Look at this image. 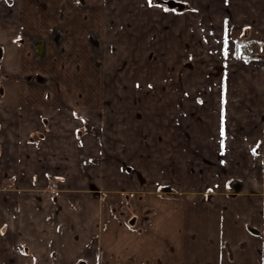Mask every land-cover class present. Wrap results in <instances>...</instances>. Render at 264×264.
Returning a JSON list of instances; mask_svg holds the SVG:
<instances>
[{
  "label": "crops",
  "instance_id": "obj_1",
  "mask_svg": "<svg viewBox=\"0 0 264 264\" xmlns=\"http://www.w3.org/2000/svg\"><path fill=\"white\" fill-rule=\"evenodd\" d=\"M13 1L0 0V16H8L0 17V264H264L258 195H245L243 205L216 197L210 202L224 209L214 210L195 193L197 182L184 179V199L180 208L168 200L167 221L153 212L151 222L142 223L143 207L133 210L144 205L146 184L174 178L178 154L197 155L189 171L204 177L214 146L219 155H234L228 158L234 164L244 154L264 190V0H175L184 4L179 16L157 8L167 37L153 33L152 61L142 36L136 41L137 67L130 73L139 81L121 86L120 149L104 144L108 137L94 118L105 107V92L117 91L106 84L101 62L91 65L97 55L89 28L107 27L106 0L94 3L95 11H82L74 0ZM134 8L138 21L149 18L143 2ZM54 33L60 48L47 42L40 58L28 36ZM239 42L255 45L259 58L238 60ZM146 119L147 131L139 124ZM215 121L223 126L220 141L206 144L203 129L192 125ZM83 127L88 131L81 134ZM160 128L166 131L149 142ZM102 187L125 207L98 209L94 191ZM152 195L151 205L159 202ZM245 212L256 215L240 226ZM103 213L111 219L98 226ZM225 240L236 248L234 258L223 254Z\"/></svg>",
  "mask_w": 264,
  "mask_h": 264
},
{
  "label": "rangeland",
  "instance_id": "obj_2",
  "mask_svg": "<svg viewBox=\"0 0 264 264\" xmlns=\"http://www.w3.org/2000/svg\"><path fill=\"white\" fill-rule=\"evenodd\" d=\"M30 1L32 2L31 4L33 6H35L36 4H40V0H30ZM74 1L79 5V8L82 11H95L94 6H93L94 3L99 4V0H96V1L89 0L90 3L88 0H74ZM12 2L15 3V1L13 0ZM137 2H143L145 4L146 10L149 12L148 14H150L149 18L146 19L144 22L143 20H141L142 18L139 19L138 21L137 13L139 14V12H135V8H134V5ZM169 3H174L178 7L171 8L169 6ZM16 4H15V7H16ZM105 4L107 5V9H106L107 10L106 15H107V20H108L107 27L104 28V27L92 26L89 28L91 31L89 33H90V37L92 40V41L90 40L91 42L89 43V47L91 48L93 53L96 52L95 55H97L96 58L92 61L91 65L94 68H97L98 64H100L99 62H101L102 67L105 69L104 78H105L106 84L108 85L112 84L115 88H117V91H111V92L106 91L105 92L108 96V97L106 96L105 98L106 99L105 107L103 106L102 108H98V110L94 112V118L96 119V123H97L96 125L98 128L97 130L99 132L100 130H104L106 132L105 135L108 137V138H105L104 144L110 148L113 145L115 149H120L121 148L120 146L121 138L120 137L125 132V129H124L125 115L121 112V110L124 109V107L121 105L122 103H120V98H122V96H124L125 93L122 90L121 86L122 84H127L128 87L130 86L132 87L134 84H137V82L139 81V79H137V76L135 74L130 73V70L132 67L134 68L137 67L134 63L135 61H137V55L135 54V51L137 49L136 44H138V42L136 41H138V38L142 36V38L140 39V46H143L144 44L145 58L150 56L149 60L152 61L151 54L153 52V49L151 48V45L153 43V38H152L153 33L159 34L158 36L161 37V39L163 38V36L167 37V33H165L167 31L165 30L166 24H164L166 21L162 17H160V14L162 13L158 14L157 8L160 6L162 10L164 9V10H167L168 12L176 10L177 15L179 16L184 13V4L179 3L175 0H151V2L150 0H106ZM4 12H7V11H4ZM13 13L17 14V9L13 10L10 13L8 12L6 14H13ZM0 17H8V16L3 15ZM165 19L168 21V18H165ZM141 21L142 23H140ZM158 22H160V24ZM122 23H125V24L128 23L129 26H123L121 25ZM154 23H155V26H154ZM179 27H180V24L177 25V29H179ZM103 30H105L104 33H103ZM28 39L32 41V46H33V49L35 50H36V44L41 41H44L45 43L54 42L57 45V48H60L61 46L60 37L58 34H55V33L51 34L46 39L42 37L39 39H31L30 36H28ZM132 40L134 42L133 43L134 45H132V47L134 48L132 47L128 48V46H131ZM244 44L250 45L254 47V49L256 50L257 55L250 59L259 58L260 55L258 53L256 46L251 43L239 42V44L237 45V48ZM100 47H102L101 51H100ZM100 52H103L104 56H101L100 59H97L98 54ZM155 54H157V51H155ZM236 58L242 61L248 60V59H239L237 55H236ZM162 60L163 59H161V61ZM152 63L153 62H151L150 66H152ZM157 66H159V64ZM161 71L163 72V69ZM141 77L142 75H140V78ZM195 78H197V76H195ZM21 80L27 81V78H21ZM29 80L30 79L28 78V81ZM160 82L162 81L160 80ZM210 82H213V84L216 85L217 84L216 82H218V80L211 78ZM236 85H240V83H237ZM128 93L130 92L128 91L127 94ZM147 119L145 120L146 122H142V123L138 121L139 124L145 125L144 130L146 131L148 129V124L151 123L149 121L148 123ZM190 124L191 123H189V125ZM197 126L199 130L202 131L203 129L202 132L204 133L206 144H210L212 139H214L216 142L220 141L219 131L220 132L223 131V126H221L219 122H216V121L212 123H209V122L197 123L196 122L192 125V127H196V128ZM88 128L83 127L81 134L88 131ZM165 131L166 130H163L162 128H160V129H156L153 133L151 132V135L153 137L150 136L149 142L150 141L156 142L157 141L156 136H158V134L164 133ZM163 137L165 138L168 136L164 135ZM163 140L165 141L166 139H162L159 141L161 142ZM163 144L164 143L161 142L160 145L164 146ZM215 149L216 148L214 146L213 149H209L210 152L208 151L206 153L205 160L207 161L204 163V168L206 169L204 172V177L201 178L199 172L193 173L189 171L188 166L192 165L196 167V164H197L196 162L198 160L197 155L192 156V158L190 159V156L189 157L180 156L178 154L176 155L178 171L175 172V176L172 180H166L160 185L149 186L146 184L144 186V189L147 192L149 193L152 192L153 195H156L157 198L159 199V202H154L151 205V203H148V202H150L151 200L150 195L152 194L145 193V195L142 196V198H144L145 200L144 205L139 203L138 206L135 207V209L133 208L134 211L136 209L139 211L143 207L142 211L144 212H143V218H141V222L142 223L151 222L150 217H152L151 215L153 214L151 213L153 212L156 213L157 217L160 214V221H167L162 217L163 216L162 214H164L163 212H165V210L168 209V208H165L166 206H168V200L170 202H173L172 203L173 206H174V203L176 202L177 208H180V204H181L180 201L184 199L182 198L184 197V179L197 182V187L194 188L196 189L195 193L202 194V195L204 194L205 199H206L205 203H209L210 206L215 207L214 210H218L219 209L218 207H220L221 210L224 209V207L222 209L221 205L218 206L217 203L214 204L210 202V200L214 202L213 199L216 197L220 198L219 200L224 203L232 202L230 204H235V202L237 203L239 201H242L241 204L243 205L244 200H246L244 199L245 195L254 197L255 199H256V195H258L259 198L257 199H259V203H261L262 200H264V190L260 187V180H259V177H257L256 172L250 170L251 164L249 162H245V159L243 158L244 154L242 155V154L237 153L238 155H236L235 158L239 159L238 160L239 164L238 162L234 164V162L228 161V158L230 159V157L234 155H230L229 157L226 155H219ZM167 154L168 152L161 153V158L162 159L165 158V155L167 156ZM220 161H221V165H219ZM247 165L249 169L246 168ZM186 176L187 178H185ZM190 188L192 189V187H189V189ZM103 189L104 188L102 187L101 189L94 191L97 198L101 200L98 202L99 204L98 209L101 208L102 211H104L105 209L115 210V213H117L119 210H122L121 206L125 207L126 204L125 202L124 204H122L121 199H118V201H116L115 199L112 201L109 200L106 197V195H108L109 193L104 191ZM245 189H246V192H245ZM217 200H215V202ZM248 202L250 203L251 201H248ZM184 206H186V204H184ZM250 208L251 207L248 206V210H250ZM254 213L255 212H247V213L245 212V214L243 213V217H238V221L240 222L239 225L241 223L243 224L248 223V222L251 223L252 222L251 220L256 215ZM101 216L102 217L98 220V226L100 223L106 224V222L111 219L110 215L107 214L106 216L105 213H103ZM251 216L253 217L251 218ZM125 217L126 216H124V219ZM128 221L131 223L130 225H132L130 227H133L135 226L138 219L135 216L133 218H129ZM162 225H164V223H162ZM249 226L251 227V225ZM224 246H225L224 247L225 249L224 251H222L223 254L229 257L231 256V258H234V255L237 252L236 248L232 249L233 246H231L230 243H227L226 240H225ZM236 247L238 249L239 248L243 249L242 245H237Z\"/></svg>",
  "mask_w": 264,
  "mask_h": 264
},
{
  "label": "built area",
  "instance_id": "obj_3",
  "mask_svg": "<svg viewBox=\"0 0 264 264\" xmlns=\"http://www.w3.org/2000/svg\"><path fill=\"white\" fill-rule=\"evenodd\" d=\"M236 55L239 59H250L257 55L254 47L250 45H242L237 48Z\"/></svg>",
  "mask_w": 264,
  "mask_h": 264
},
{
  "label": "water",
  "instance_id": "obj_4",
  "mask_svg": "<svg viewBox=\"0 0 264 264\" xmlns=\"http://www.w3.org/2000/svg\"><path fill=\"white\" fill-rule=\"evenodd\" d=\"M169 6L171 8H175V7H178L176 4L174 3H169ZM180 7V6H179ZM182 8V6H181ZM36 51H37V54L40 58H44L45 55H46V43L44 41H41V42H38L36 44Z\"/></svg>",
  "mask_w": 264,
  "mask_h": 264
},
{
  "label": "snow or ice",
  "instance_id": "obj_5",
  "mask_svg": "<svg viewBox=\"0 0 264 264\" xmlns=\"http://www.w3.org/2000/svg\"><path fill=\"white\" fill-rule=\"evenodd\" d=\"M150 2H151V0H150Z\"/></svg>",
  "mask_w": 264,
  "mask_h": 264
}]
</instances>
